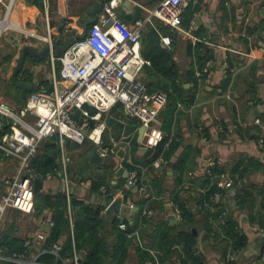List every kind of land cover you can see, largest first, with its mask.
Returning <instances> with one entry per match:
<instances>
[{
    "label": "crops",
    "instance_id": "crops-1",
    "mask_svg": "<svg viewBox=\"0 0 264 264\" xmlns=\"http://www.w3.org/2000/svg\"><path fill=\"white\" fill-rule=\"evenodd\" d=\"M159 1L131 0L130 9L122 8L123 12L117 13L123 21L132 23L135 5L141 7L139 16H142ZM88 5L85 0H14L8 20L13 28L8 30L14 31L17 35L15 39H24L21 43L17 42L19 52L25 45L39 50L45 45L26 36L19 29L37 31L42 34L45 32V18L48 17L50 28L59 29L54 32H58L56 44H60L68 33L81 32L77 21L86 16ZM155 28L146 25L142 30L140 41L142 55L143 51L147 50L145 42L151 30L154 29L156 33L157 31L165 33L163 26L157 20ZM171 33L175 39L171 46L165 49L171 50L169 53L180 76L177 82L183 86V89L177 88L175 92L172 91L174 100L169 98L159 116L161 129L171 134L178 144L169 156L166 169L159 172L156 167H148L145 163L149 149L145 152L137 151L140 146L137 142L140 123L137 119L128 116L118 104L102 116L107 124L103 134L105 145H110L111 139L120 143L116 154L104 159L103 164L98 167L86 155L89 149L94 148L90 141L78 146L71 140H65L63 149L71 158L70 163L67 164L66 182L72 195L78 199L94 206L102 205L101 215L104 217L106 205L113 198L123 194L125 204L135 205L130 211L129 225L132 226L137 222L133 230L138 231L141 246L137 242L134 244L145 247L151 255L153 252L158 260L163 250L156 246L149 247L148 244L154 235L161 234L164 228L173 226L175 230L167 237L164 235L167 241L162 239L163 244L170 242L176 231L180 230L179 221L169 220L173 212L166 204V199L175 189L179 190V187L175 186V179L181 176L185 180L181 195L188 198L187 206L194 214L190 229L191 232L192 229L197 232V235L192 233L196 238V245L204 256V264H218L222 257L214 247L216 240L213 236L214 232H219V228L223 226V221H220L222 218L214 217L218 209L237 223L240 234L247 238L246 246L256 241L262 232L255 218L262 196L260 189L264 186V146L258 145L259 135L264 128V49L262 46L264 0H199L197 3H191L183 11L180 28ZM45 59L48 60L47 57ZM30 62L31 68L29 67L27 71L31 77L26 78L20 72L17 75V80L30 82L33 85L32 90L26 92V96L38 89L46 79L39 75L40 67L37 65L42 62H35L32 59ZM207 64L208 71L200 78L195 75L193 79L188 78V71L192 69L195 74L196 70H202ZM14 67L6 77L3 76L2 80L5 83L0 82V101L7 98L15 102L17 106L22 102L20 88L11 81ZM23 67L21 70L24 69ZM49 78L50 71L46 86L49 84ZM255 118L260 120V124L254 123ZM125 143H128V147L123 151L121 147ZM119 151H123L124 158L118 155ZM61 152L62 149L55 158L56 163ZM186 152H189L187 155L192 163L187 164V168L177 171L175 168L177 162ZM129 161L139 172L141 183L144 185L143 191L138 190L136 186L134 189L129 188L126 178L116 173L120 166L129 171L132 167ZM238 162L246 168L242 183L250 187L252 192L249 198L250 203L240 207L235 197L239 186L228 183L226 187H220L223 194L216 200L218 202H215L219 203L218 206L209 204L204 206L203 210H198L194 198L205 190L199 180L202 176L197 175L198 177L191 178L188 173H199L201 168L217 163L224 169L223 175L229 180V170ZM18 165L16 158L0 159V167L9 176L16 172ZM31 165L34 166L33 162ZM168 171L172 174L169 175ZM45 173L39 178L42 180V187L34 193L53 196L64 192L63 176L58 173L45 176ZM94 181L102 182L99 191L92 190L91 185ZM1 187L0 196L5 191L3 180ZM74 188H77L75 194ZM102 188L109 189L108 194L112 196L111 200H106L107 193H103ZM100 191L102 193H99ZM34 203L35 207L31 213L14 209L5 211L0 226L2 239L6 242V246H2L5 254L25 251L28 258H31L35 254L42 256L49 253L48 249L52 243H50L52 227L49 226V222L52 221L56 208L46 206L39 200ZM143 209L151 211L147 215L146 223H142ZM11 211L20 216L9 219L7 214ZM104 231L107 233L108 241L111 242L114 236L110 233L109 226ZM68 233L62 234L56 241L63 245L67 236H71L70 227ZM203 235L207 236V243L204 246L201 241ZM26 239H30V243L24 247ZM179 247L180 245L173 243L169 250H178ZM257 249L256 245L253 250L250 249L237 260L234 259V253L232 259L236 264H264V254L259 259L252 257ZM128 253L130 254L128 264H148L149 262L147 260L139 263L134 246L128 248ZM41 256L39 262L42 264L56 263L42 261ZM227 258L230 259L231 256L228 254ZM158 264H180V262L176 256H172L163 263L159 258Z\"/></svg>",
    "mask_w": 264,
    "mask_h": 264
},
{
    "label": "built area",
    "instance_id": "built-area-1",
    "mask_svg": "<svg viewBox=\"0 0 264 264\" xmlns=\"http://www.w3.org/2000/svg\"><path fill=\"white\" fill-rule=\"evenodd\" d=\"M13 1L0 0V34L13 28L8 21ZM85 1L90 4L94 0ZM198 1L160 0L146 14L129 23L123 21L116 11L122 0H108L103 3L96 20L89 24L84 37L76 38L60 57L53 53L52 46L58 41V32L50 28L48 17L45 18L44 34L19 29L26 36L49 46L47 58L50 62V78L48 86L41 85L26 96L18 112L4 101H0V159L16 158L19 164L16 172L3 180L5 191L0 196V226L8 209L23 213L33 212V180L41 178L42 174L31 165V161L41 143L56 136L62 149L58 167L54 168L52 173L50 171L45 173V176L58 173L64 178V193L68 201L67 215L72 237L73 224L69 203L71 191L67 186L65 173L70 158L63 149L64 141L71 140L79 145L90 141L103 159L111 158L116 154L120 143L111 139L110 145H105L103 134L107 124L102 116L117 103L128 116L137 119L140 125L144 126L141 146L150 149L162 144L163 150L170 146L174 138L161 129L159 119L160 112L168 103V94L165 91H149L142 80L144 67L149 62L140 51L141 33L146 25L155 28L156 20L167 27L169 32L179 29L183 11L191 3ZM108 22L110 25L105 27ZM157 33L160 45L169 48L172 43L171 35L158 31ZM55 62L58 63V69ZM207 71L208 64L202 70H196L195 76L200 78ZM86 107L94 109V112L91 113ZM254 123L260 124V120L255 118ZM219 129L221 130V127ZM258 145L264 146V128L259 135ZM127 147L128 143H125L121 148L124 151ZM133 165L131 163L132 167L127 171L126 184H133L138 190L143 191L144 185L136 166ZM160 165H166L163 154L152 163L154 167ZM188 175L191 178L213 177L211 166L201 168L199 173L189 172ZM228 183L231 181L221 175L217 186L226 187ZM238 186L241 187L240 184ZM102 192H105V189L102 188ZM120 196L123 197V194ZM211 198L218 200L220 194L216 192ZM166 204L180 222L182 220L180 209L171 196L167 197ZM134 206L133 203L125 204L123 210L116 213L115 218L118 220L123 218V221L118 223V228L141 246L138 231L128 230L129 215ZM196 207L198 210L202 209L201 205ZM150 213V210H142L143 216ZM53 225V221H50L49 226ZM29 243L30 239H26L24 247ZM1 244L0 231V264H42L39 262L41 254H35L31 258H28L25 251L5 254ZM196 248L199 251L198 246ZM61 251L62 244L57 241L52 242L48 249L56 260L60 259ZM151 253L153 260L148 264H158L156 254ZM78 260L79 257L74 253L72 264H78ZM53 264L68 263L62 261ZM218 264L226 263L221 259Z\"/></svg>",
    "mask_w": 264,
    "mask_h": 264
},
{
    "label": "trees",
    "instance_id": "trees-1",
    "mask_svg": "<svg viewBox=\"0 0 264 264\" xmlns=\"http://www.w3.org/2000/svg\"><path fill=\"white\" fill-rule=\"evenodd\" d=\"M159 41V35L154 29L151 30L145 42L147 50L145 49V51H143V57L149 62L143 70L145 74V84L149 91H165L168 94L169 101V98H173L172 91L175 92L177 88L181 90L183 86L177 82L180 77L179 71L171 54L167 49L160 46ZM20 73H28V71L23 69ZM194 75L192 69L187 72L189 79H193ZM118 104L119 103L116 105ZM86 108L89 109L91 113L94 112V109L89 107ZM41 144L43 145L41 150L38 151L39 154L37 152L31 163L33 162V167H35L39 173L44 174L56 165L55 158L59 155L61 148L56 136L43 141ZM177 145L176 140L173 139L170 146L165 150H163L162 144L150 148L145 163L148 164V167L152 168L153 161L160 154H163L167 164L169 156L175 151ZM187 154H189V152H186L184 157L177 162L175 167L177 171L187 168V166L192 163ZM241 166L242 164L238 162L230 168L228 177L232 185L238 186L240 184L241 187L237 190L235 197L239 206L244 207L250 203L249 198L252 196V192L248 185L246 186L242 183L246 168L244 167L245 165H243L241 169ZM211 171L213 177L206 176L199 179L205 190L194 198L195 203L201 205L202 210L204 206L209 204L218 206L219 203H215L218 201L211 197L216 192L220 195L223 194V190L217 186V181L220 175L225 173L224 169L215 163L211 166ZM175 182V186L179 187V190L175 189L171 192V198L178 205L181 212L182 220L178 224L180 230L178 232L176 231V234L171 238L170 242L163 244L162 239H165L164 235H166V237L170 235L171 232L175 230V227L171 226L167 227V229H161V234L154 235L148 246H156L163 250V253L159 255L161 263L169 260L172 256H176L180 264H204V256L200 251H197L196 238L190 229L194 220V214L187 206L188 198H184L181 195V191H184L183 183L185 180H183L181 176H177ZM101 183V181L92 182V190L99 191ZM260 190L262 196L259 201V211L256 213L255 220L258 222L259 228L264 232V186ZM103 193H107V201L111 200L112 196L108 194L109 189H106ZM124 195L126 196L127 194ZM34 197L36 203L39 200L46 206L56 208V212L52 215L54 225L51 228L50 243L56 241L62 234H69V218L67 215L68 201L65 193L59 192L53 196H43L40 193H34ZM69 203L71 209L76 212L72 217V238L71 236L69 237V235L67 236L66 241L62 245L60 259L56 260L52 254L46 253L41 256L42 261L56 263L64 261L70 264L73 261L74 253H76L79 257L78 264H128L127 260L130 255L128 253V248L130 246H134L139 263L153 260L152 255L149 254L145 247L135 245L134 243H136V241L133 238L127 237L126 232L118 228L119 220L117 218L114 217L113 220L108 221L101 215V210L103 209L102 205L94 206L91 203H85L84 200L78 199L72 194L69 197ZM217 216L219 219L222 218L220 221H223V226L219 228V232H214L213 236L216 240L214 247L219 251L226 264H236L232 259V254L236 253L238 250H242L247 245V238L240 234L238 225L235 221L221 213V209H218L214 213V217ZM146 222H148V216H143L142 223ZM136 223L137 222L129 226L128 230H133L137 226ZM107 226H109L110 233L114 236L111 242L108 241L107 233L104 231ZM173 243L180 245L178 250H169ZM1 246H6V242H4L3 239ZM228 254L231 256L230 259L227 258Z\"/></svg>",
    "mask_w": 264,
    "mask_h": 264
},
{
    "label": "water",
    "instance_id": "water-1",
    "mask_svg": "<svg viewBox=\"0 0 264 264\" xmlns=\"http://www.w3.org/2000/svg\"><path fill=\"white\" fill-rule=\"evenodd\" d=\"M108 0H94L92 3H90L86 7V16L84 18H81L77 21V24L81 27V32H71L60 44H54L52 46L53 53L56 57H60L63 52H65L75 41L76 38H83L85 35V32L89 26L90 23L94 22L97 18V14L101 11L102 5L104 2ZM131 6V0H122L121 4L116 7L117 12H123L122 8H127L130 9ZM134 9V14L132 21H135L139 14L141 13V7L139 5H135L133 7ZM110 25V22H108L105 27H108ZM262 46H264V38ZM49 52V46L45 45L41 49H35L29 45H25L21 48V52L19 55V58L17 60L16 66L13 69V72L11 74V81L20 88L21 91V102L24 103L25 98H26V92L32 90L33 85L30 82H25V81H19L17 80V75L21 71L25 60L27 57L30 59L34 60L35 62H40L44 60L48 56ZM169 52L171 50L169 49ZM256 111V110H254ZM143 131H144V126L140 125L138 129V138L137 142L140 144L141 139L143 136ZM147 148L143 146L138 147V152H145ZM86 155L89 157V160L96 164L98 167H100L104 159L102 156H100L99 152L95 148H91L86 152ZM119 156H123V151L118 152ZM156 169L159 172H162L163 170L166 169V165H160L157 166ZM118 175H122L123 177H127V169L124 168L123 166H120L116 172ZM169 175L172 174L171 171L167 172ZM33 186H34V191L37 192L41 187H42V180L39 178H35L33 180ZM65 187V184L63 185V188ZM129 188H135L133 184L128 185ZM77 188H74V194L76 193ZM99 193H102L101 191ZM72 194V193H71ZM124 199L121 196L113 198L105 207L104 215L106 220L111 221L115 217L116 213L121 212L124 208ZM169 220L174 222L176 220L175 216H170ZM123 218H119V222H122ZM192 233L197 235V232L192 229ZM202 245L204 246L205 243H207V236L203 235L201 237ZM258 246L257 251L253 254V259H259L263 256L264 254V232H261L259 235V238L256 241L251 242L248 246H245L242 250H238L234 254V259H239V257L243 254H245L247 251L249 252L250 249L253 250L254 246Z\"/></svg>",
    "mask_w": 264,
    "mask_h": 264
},
{
    "label": "rangeland",
    "instance_id": "rangeland-1",
    "mask_svg": "<svg viewBox=\"0 0 264 264\" xmlns=\"http://www.w3.org/2000/svg\"><path fill=\"white\" fill-rule=\"evenodd\" d=\"M161 26H163L162 24H160ZM165 28L167 29V30H165ZM163 31L165 32V33H163V32H161V34H170L171 35V38H172V43H173V40L175 39L173 36H172V33L171 32H169V30H168V28L167 27H165V26H163ZM54 30H57V31H59V29L57 28V29H54ZM45 32H43L42 34H44ZM15 37H17V35H15L14 34V31H11V30H8L7 32H4V33H2V34H0V82H3V83H5L3 80H2V78H3V76L5 75V77L8 75V72H11L12 71V68L15 66V64H16V62H17V60H18V58H19V55H20V52H19V50L17 49V42H19V43H21V42H23L24 41V39L23 38H16L15 39ZM28 40V39H27ZM31 41V40H30ZM32 42V41H31ZM171 43V44H172ZM41 44H43L42 42H41ZM42 63H40L39 65H37V66H39L40 67V70H39V75L41 76V78H46L44 81H45V83H43L44 84V86H46L45 84L48 82V76H49V71H50V62H49V60H42L41 61ZM31 62H30V59L28 58L27 59V61H25V63H24V69L25 70H28V68L30 67L31 68ZM55 67L58 69V63L57 62H55ZM34 70V69H33ZM41 71V72H40ZM29 72V71H28ZM23 75H25V77L26 78H29V76L31 77V75L29 74V73H22ZM142 80L145 82V74H143L142 75ZM42 84V85H43ZM11 86V85H10ZM2 89H4V87L2 88ZM3 101L5 102V103H7L9 106H11L12 108H14L15 109V111H17L18 112V110H19V107L21 106V105H17L16 106V103L15 102H13L12 100H9V99H7V98H3ZM85 143H83V144H76V145H78V146H82V145H84ZM42 145L43 144H41L40 146H39V150L38 151H40L41 150V148H42ZM70 161H71V158H70ZM70 163V162H69ZM58 166H57V163H56V165L54 166V168H57ZM54 168H52L51 170H50V172L52 173V170L54 169ZM48 172V171H47ZM46 172V173H47ZM65 173H66V176H67V165H66V168H65ZM9 176V174H5V172H4V170L0 167V188L2 189V187H1V184H2V180H4L3 178H5L6 176ZM67 178V177H66ZM34 202H35V199H34ZM35 204V203H34ZM35 207V206H34ZM14 211H11V213H9V214H7V216H8V218L9 219H11L12 217H16V218H18V216H20V215H18L17 213H14ZM75 210H73V209H71V212H70V216H71V219H72V217L75 215ZM20 214V213H19ZM73 262V261H72Z\"/></svg>",
    "mask_w": 264,
    "mask_h": 264
}]
</instances>
